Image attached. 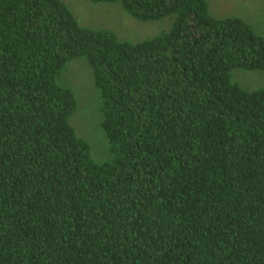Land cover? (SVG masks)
Returning a JSON list of instances; mask_svg holds the SVG:
<instances>
[{"label": "trees", "instance_id": "16d2710c", "mask_svg": "<svg viewBox=\"0 0 264 264\" xmlns=\"http://www.w3.org/2000/svg\"><path fill=\"white\" fill-rule=\"evenodd\" d=\"M121 3L172 18L137 42L64 0H0V264H264V34L208 0ZM85 59L110 157L97 161L60 83Z\"/></svg>", "mask_w": 264, "mask_h": 264}, {"label": "rangeland", "instance_id": "374dc122", "mask_svg": "<svg viewBox=\"0 0 264 264\" xmlns=\"http://www.w3.org/2000/svg\"><path fill=\"white\" fill-rule=\"evenodd\" d=\"M78 21L91 28H109L121 40L137 42L154 37L169 29L172 18L141 21L128 14L121 3H93L90 0H65ZM212 14L217 17L238 16L252 23L264 34V0H208ZM232 80L247 90L264 86V70L235 69ZM59 81L71 88L78 101L71 124L77 134L91 146L95 160L110 157L108 140L102 129L101 98L91 66L85 59H75L63 70Z\"/></svg>", "mask_w": 264, "mask_h": 264}, {"label": "crops", "instance_id": "0c3cea01", "mask_svg": "<svg viewBox=\"0 0 264 264\" xmlns=\"http://www.w3.org/2000/svg\"><path fill=\"white\" fill-rule=\"evenodd\" d=\"M65 1V0H64ZM210 9H211V7H210ZM212 12V11H211Z\"/></svg>", "mask_w": 264, "mask_h": 264}]
</instances>
